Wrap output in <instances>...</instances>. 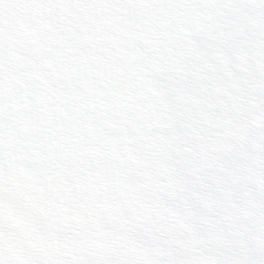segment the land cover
I'll return each mask as SVG.
<instances>
[{
    "label": "clouds",
    "instance_id": "1",
    "mask_svg": "<svg viewBox=\"0 0 264 264\" xmlns=\"http://www.w3.org/2000/svg\"><path fill=\"white\" fill-rule=\"evenodd\" d=\"M0 264H264V0H0Z\"/></svg>",
    "mask_w": 264,
    "mask_h": 264
}]
</instances>
